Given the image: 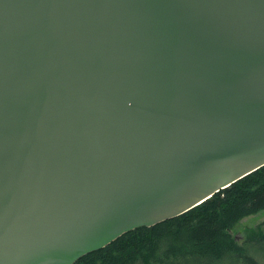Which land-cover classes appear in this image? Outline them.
Returning <instances> with one entry per match:
<instances>
[{
  "label": "water",
  "instance_id": "1",
  "mask_svg": "<svg viewBox=\"0 0 264 264\" xmlns=\"http://www.w3.org/2000/svg\"><path fill=\"white\" fill-rule=\"evenodd\" d=\"M264 166V0H0V264H74Z\"/></svg>",
  "mask_w": 264,
  "mask_h": 264
},
{
  "label": "trees",
  "instance_id": "2",
  "mask_svg": "<svg viewBox=\"0 0 264 264\" xmlns=\"http://www.w3.org/2000/svg\"><path fill=\"white\" fill-rule=\"evenodd\" d=\"M261 211L264 166L186 213L132 230L74 264H258L231 231Z\"/></svg>",
  "mask_w": 264,
  "mask_h": 264
},
{
  "label": "rangeland",
  "instance_id": "3",
  "mask_svg": "<svg viewBox=\"0 0 264 264\" xmlns=\"http://www.w3.org/2000/svg\"><path fill=\"white\" fill-rule=\"evenodd\" d=\"M231 234L249 256L258 264H264V211L242 219Z\"/></svg>",
  "mask_w": 264,
  "mask_h": 264
},
{
  "label": "bare ground",
  "instance_id": "4",
  "mask_svg": "<svg viewBox=\"0 0 264 264\" xmlns=\"http://www.w3.org/2000/svg\"><path fill=\"white\" fill-rule=\"evenodd\" d=\"M247 228V227H246Z\"/></svg>",
  "mask_w": 264,
  "mask_h": 264
}]
</instances>
